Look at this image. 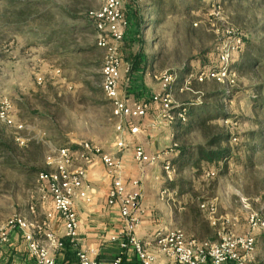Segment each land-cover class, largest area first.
I'll return each mask as SVG.
<instances>
[{"label":"rangeland","instance_id":"obj_1","mask_svg":"<svg viewBox=\"0 0 264 264\" xmlns=\"http://www.w3.org/2000/svg\"><path fill=\"white\" fill-rule=\"evenodd\" d=\"M263 2L215 0L213 15L210 0H129L124 14L141 34L118 45L121 99L129 104L132 83L141 82L132 57L155 52L154 70L146 72L156 74L149 82L172 75V106L199 117L182 140L186 150L227 136L220 145L224 162L208 170L202 163L200 171L184 172L179 182L189 195L215 201L218 228L223 224L235 236L253 235L254 264H264V228L251 232L247 223L249 215L264 221V111H253L251 90L260 78L235 72L231 86L190 79L186 90L179 89L191 73L217 60L226 33L253 42L264 37ZM100 6V0H0V98L12 103L14 119L23 124L21 132L0 124L2 140L14 149L0 150V227L41 195L36 180L52 170L46 163L50 150L82 141L108 146L115 136L114 109L100 87L104 51L96 47L88 16ZM20 138L26 140L23 146Z\"/></svg>","mask_w":264,"mask_h":264},{"label":"built area","instance_id":"obj_2","mask_svg":"<svg viewBox=\"0 0 264 264\" xmlns=\"http://www.w3.org/2000/svg\"><path fill=\"white\" fill-rule=\"evenodd\" d=\"M127 1L129 0H100L101 6L96 11L90 12L88 16L94 27L96 47L104 51L100 87L106 100L113 106L114 116L117 119L115 132L119 135L124 132L136 135L139 133V127L134 124L130 127L129 124L132 120L146 116L149 103L130 106L120 97L121 60L118 45L124 41L129 28V20L123 10V5ZM210 2L211 14L215 15V0ZM226 37L227 40L223 41L217 49V60L203 70L189 75L183 87L179 89L180 92L187 89L190 79L199 82L213 81L219 85L234 84L236 73L230 64L234 55L241 52L243 41L242 37L234 32L226 33ZM158 81L161 92L150 99L151 103L161 107L157 119L167 125H172L176 121L184 123L186 109L173 107L169 96V88L174 81L173 76L163 73ZM37 84L40 85L41 81L37 80ZM11 104L8 99L0 98V124L15 132H21L23 124L14 119ZM155 126V123L151 125L152 128ZM17 141L21 146L26 143V140L22 138ZM116 147L120 151L127 148L122 139H119ZM176 148L177 145L173 144L161 154L150 157L137 150L133 159L139 165L151 166L161 162L164 177L167 181H171L176 175V169L168 157L175 152ZM95 160L100 161L111 181L106 197L107 205L118 207L124 224L122 232L110 239L120 249V254L111 264H125L123 256L130 251L136 258L137 264H152L154 257L148 252L146 243H142L136 236V229L144 215L138 181H132L128 187L123 178L121 161L93 143L83 141L73 147L62 146L50 150L46 163L52 170L40 173L36 180L42 198L49 197L52 200L53 209L63 222V240H56L49 233H45L42 240L37 238V235L41 233L40 227L16 215L0 227V246L7 243L9 233L17 230L22 234L27 253L34 264H55L51 256L52 249H59L65 244L71 245L74 249L78 264H98L96 250L79 246L78 219L73 209V199L81 190L87 176L86 167ZM206 176L214 177V173L208 172ZM160 197H169V193L162 190ZM210 210L215 211L212 207ZM46 218L50 219L51 215H47ZM225 221L226 225H229V219ZM247 223L251 232L257 228H264V221L255 215H249ZM149 242L169 261V264H254L252 261L255 246L253 235L247 231L243 235L235 236L223 224L219 225L215 242L187 240L178 229L158 232Z\"/></svg>","mask_w":264,"mask_h":264},{"label":"crops","instance_id":"obj_3","mask_svg":"<svg viewBox=\"0 0 264 264\" xmlns=\"http://www.w3.org/2000/svg\"><path fill=\"white\" fill-rule=\"evenodd\" d=\"M128 20L129 28L124 41H137L141 31L132 18ZM240 53L234 58V61H238ZM138 55L139 66L136 68L135 74L141 82L132 83L129 105L149 103L146 116L142 119L132 120L129 124L130 127L133 124L138 126L139 133L130 135L128 132H124L119 135L115 132V136L108 146L102 143L93 144L121 161L123 178L128 187L132 181H138L144 215L136 229V236L142 243H146L148 252L154 257L152 264H169V261L149 242L156 233L178 229L182 231L187 240L215 242L221 216L217 212V204L214 200L203 201L196 195L197 193L188 194L187 187L183 182H179V176L184 172L177 173L176 170L175 177L171 181H167L163 177L161 162L151 166L135 163L133 157L137 150L150 157L161 154L171 145L176 144L175 152L168 157L175 167V164H180L183 153L187 151L182 142L186 136L179 133L181 125H176V123L167 125V123L156 119L161 107L150 102L152 96L161 92L160 83L151 84L149 82L151 81L149 78L156 73L154 71L146 72L149 68L154 70V62L157 61L158 54L148 53L147 58ZM145 79L149 82L148 85L145 83ZM153 123L156 124L154 128L151 127ZM119 139L124 140L127 146L122 151L116 147ZM184 171L192 172L194 168ZM86 175L81 190L73 199V209L78 219L77 239H79L80 247L94 249L98 252V264H111L120 254V249L110 239L122 232L124 224L118 207L107 205L106 197L111 181L99 160H95L86 167ZM162 190H166L169 197L161 198ZM27 204L25 211L18 216L40 227L41 233L37 235V238L42 240L45 233H49L56 240H63V222L54 211L52 200L49 197L43 199L42 195L36 193ZM211 207L215 211L212 212ZM47 215H51V218L47 219ZM8 237L7 243L0 246V264H34L33 259L27 253L26 243L20 231H13V233H9ZM51 256L55 264H78L75 251L69 244H65L59 249L53 248ZM123 259L125 264H137L131 251L126 253Z\"/></svg>","mask_w":264,"mask_h":264},{"label":"trees","instance_id":"obj_4","mask_svg":"<svg viewBox=\"0 0 264 264\" xmlns=\"http://www.w3.org/2000/svg\"><path fill=\"white\" fill-rule=\"evenodd\" d=\"M264 5V2L262 3ZM243 47L238 57V61H234L232 69L238 74H244L248 72H255L260 78L255 85H252V93H254L253 111L262 110L264 111V37L259 41L253 42L249 39L242 38ZM139 55L132 57V63L135 66L139 64ZM213 63V61H212ZM211 63H209L210 65ZM198 72V71H197ZM196 72V73H197ZM191 73L190 75H193ZM213 82V81H212ZM205 83V82H204ZM225 93H223L224 95ZM226 97V95H224ZM186 121L179 127V133L182 136H187L191 132V128L196 125V121L199 117L194 116V112H190V109H186L185 113ZM2 131L0 130V150L5 148L6 151L12 153L14 149L11 146L12 142L6 143L2 140ZM227 136L219 135L216 138L213 137L209 140L205 147H197L192 151H186L181 157L180 164H175L177 173L185 172V169L190 170L194 168L200 171V164H205L206 169L215 167L219 162H224L225 151L221 149L220 145L225 143ZM213 147H215L213 149ZM26 148V147H25ZM211 171V170H210ZM208 173V172H207Z\"/></svg>","mask_w":264,"mask_h":264}]
</instances>
